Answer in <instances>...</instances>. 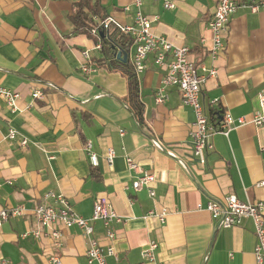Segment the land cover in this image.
<instances>
[{
	"label": "crops",
	"instance_id": "crops-1",
	"mask_svg": "<svg viewBox=\"0 0 264 264\" xmlns=\"http://www.w3.org/2000/svg\"><path fill=\"white\" fill-rule=\"evenodd\" d=\"M78 1L0 0V84L20 94L14 111L0 98V209H26L3 221L0 259L48 264L54 253L62 264H88V238L79 227L59 226L61 244L52 248L48 229L30 211L51 203L44 195L54 192L83 218H90L98 197L111 205L118 215L111 223L117 258L106 256L107 264H151L141 254L150 239L158 244L161 264H264L253 253L256 237L250 219L225 228L205 209L210 199L231 194L264 202V185H259L264 181V126L249 123L228 135L212 134L205 164L195 163L188 135L192 108L173 85L165 87L163 102H156L165 68L156 64L153 53L147 55L146 67L136 77L143 106L138 121L129 106L127 75L120 68L96 66L95 58L101 56L96 42L72 31L70 16ZM99 1L118 23L133 22L131 0ZM174 3L173 9H165L161 0L142 4L145 15L156 16L151 30L174 46H187L195 65L216 68V75L201 85L205 109L217 108L219 117L229 112L250 118L260 109L258 94H264V0H235L224 47L214 59L208 55L211 33L206 23L217 0ZM84 51L93 68L87 73L81 69ZM35 88L41 98L31 97ZM9 127L17 131L14 140L4 137ZM22 137L26 146L19 143ZM88 141L97 165L89 161ZM108 149L114 153L111 161ZM126 155L141 171L153 174V197L145 187H131L137 173L127 167ZM163 207L164 222L148 215ZM32 230L40 232L38 238ZM92 236L105 252L101 221L94 222Z\"/></svg>",
	"mask_w": 264,
	"mask_h": 264
},
{
	"label": "built area",
	"instance_id": "built-area-1",
	"mask_svg": "<svg viewBox=\"0 0 264 264\" xmlns=\"http://www.w3.org/2000/svg\"><path fill=\"white\" fill-rule=\"evenodd\" d=\"M148 0H131V5L135 8L133 22L131 24H120L113 17L107 16L99 21V26L108 28L116 27L124 34L132 37L133 50H128V59L131 63L133 73L137 75L146 67L147 55L153 53L156 64L165 68V73L161 78V84L156 91V102L160 103L166 98L165 87L169 85L176 86L182 96V102L189 105L194 112V121L188 131L191 142V156L195 163L204 165L206 162V153L212 148L209 137L212 134L220 133L228 135L229 131L239 125L254 124L264 126V94L260 92L258 99L260 109L256 110L250 118L244 116H232L229 112H222L218 120H212L208 117L204 105L200 101L201 85L210 77L216 75L214 66H206L204 63L195 65L189 57V48L187 46H174L164 36L156 34L151 30L152 20L155 17H148L141 11V6ZM165 9H173L175 7L174 0H161ZM237 5L235 0H217V4L213 16L206 23L209 29L210 47L208 55L211 59L216 58L224 47V40L229 28V21L234 14ZM128 10L129 6L126 5ZM256 9V6H252ZM92 34L97 33V28H91ZM96 48H100V43L95 44ZM86 63L81 69L87 73L93 68L88 65L89 56L86 51L83 52ZM20 94L16 90L6 88L0 84V98L6 106L11 110H16L15 102ZM43 93L35 88L31 91L32 98H41ZM8 140H14L17 137L16 129L9 127L4 134ZM19 143L26 146L28 141L25 137L19 140ZM89 161L92 165H97V156L91 150V143L88 141L85 146ZM113 150L108 149L107 159L111 161ZM127 167L134 170L137 174L131 183L134 190L146 188L148 195L153 197L154 190L151 186L154 176L150 172L141 171L139 165L129 156H125ZM264 185V181L259 182ZM45 199H51V203L35 205L30 209L36 216L40 224L47 228L51 237L52 248L59 247L60 230L59 226L70 227L76 225L81 229L88 238V246L86 249V261L88 264H107L106 256L117 258L114 247L111 242L115 239V231L111 228V223L118 220L111 205L104 198H96L93 204L92 214L90 218H83L75 214L69 206L66 198L60 193L47 192ZM205 209L210 213L211 218L218 225L228 228L239 225L243 220L250 219L254 226L256 243L254 246V256L258 263L264 262V218L263 209L264 202L242 201L235 195H227L219 199H210ZM26 212L22 205H16L5 209H0V228L6 219L10 216H20ZM148 215H155L160 222H164L167 215L166 208L160 210H150ZM101 221L105 230V239L108 244L105 252L102 251L98 241L93 238L94 222ZM29 231L21 234L26 236ZM30 233L38 238L40 232L32 230ZM157 242L153 239L148 240L146 246L142 250V257L151 264H161L156 257ZM0 264H9L7 260L0 259ZM48 264H62L61 258L57 254H50Z\"/></svg>",
	"mask_w": 264,
	"mask_h": 264
},
{
	"label": "trees",
	"instance_id": "trees-1",
	"mask_svg": "<svg viewBox=\"0 0 264 264\" xmlns=\"http://www.w3.org/2000/svg\"><path fill=\"white\" fill-rule=\"evenodd\" d=\"M99 0H79L73 7L70 21L73 26V33H86L96 43H100L99 52L101 56L95 58L96 66H108L109 68H120L128 78V100L129 106L138 121L142 120L143 106L138 99V82L133 73L131 63L127 59L124 63L116 57V51H128L132 44V37L124 34L114 26L103 28L99 21L107 17ZM91 28H97V33L92 34ZM102 32V35H101ZM94 60V61H95ZM214 108L206 109L210 119H218L219 113ZM218 116V117H217Z\"/></svg>",
	"mask_w": 264,
	"mask_h": 264
},
{
	"label": "water",
	"instance_id": "water-1",
	"mask_svg": "<svg viewBox=\"0 0 264 264\" xmlns=\"http://www.w3.org/2000/svg\"><path fill=\"white\" fill-rule=\"evenodd\" d=\"M101 35H102V32H101ZM116 57L119 60L125 62L127 60L128 53H127V51L118 50V51H116Z\"/></svg>",
	"mask_w": 264,
	"mask_h": 264
}]
</instances>
